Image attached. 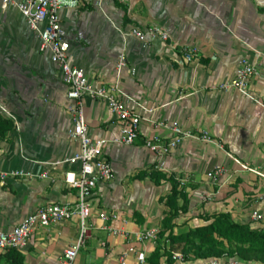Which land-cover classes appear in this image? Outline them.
<instances>
[{"label": "crops", "instance_id": "obj_1", "mask_svg": "<svg viewBox=\"0 0 264 264\" xmlns=\"http://www.w3.org/2000/svg\"><path fill=\"white\" fill-rule=\"evenodd\" d=\"M59 17L75 66L94 87L118 84L130 98L127 107L141 116L132 145L104 148L113 177L93 192L87 234L73 264H210L212 258L177 257L184 243L170 237L220 213L264 231V0H80ZM149 27L165 31L167 40L156 37L143 47L126 34ZM187 47L196 49L191 62L181 52ZM122 53L126 68L117 73ZM242 59L258 69L249 86L219 89L233 79ZM0 103L14 125L0 138V169L49 176L0 184V229L9 230L43 204L76 202L63 176L78 167L53 162L72 156L79 144L68 136L73 115L59 68L40 51L37 34L17 9H3L1 1ZM83 114L92 139L118 136L121 124L104 101L84 97ZM159 121L163 125L156 127ZM174 121L192 133L206 132L212 142L185 139L159 170L143 140L155 133L173 137ZM218 166L224 172L212 182L208 173ZM158 173L163 178L157 182ZM172 183L181 191L178 210L165 205ZM100 212H115L118 219L103 221ZM252 212L260 218L253 220ZM122 225L126 234L107 230ZM149 229L157 230L156 239L136 240ZM78 236L76 216L37 227L22 248L0 250V264H59ZM132 246L144 251V263L129 252Z\"/></svg>", "mask_w": 264, "mask_h": 264}, {"label": "built area", "instance_id": "obj_2", "mask_svg": "<svg viewBox=\"0 0 264 264\" xmlns=\"http://www.w3.org/2000/svg\"><path fill=\"white\" fill-rule=\"evenodd\" d=\"M1 7L7 9L13 7L18 10L28 27L37 34L40 41L39 49L48 52L51 61L59 68L62 81L66 87V97L71 103L67 106L73 115V127L68 132L70 139L79 144V149L72 156L56 160L54 165L77 166L76 170H66L63 176L64 184L76 191V202L72 205L47 203L39 206L33 213L23 218L11 229H0V250L9 248H22L25 246L37 227H48L73 217L78 218L79 236L70 246L66 247L60 257L59 264H73L80 247L87 234V220L90 217L92 204L91 198L97 185L101 182H108L113 177L111 162L104 155V148L108 143L120 146H130L139 137L141 116L127 107L126 100L130 98L119 88L118 84L94 87L88 80L83 69L75 66L70 45L63 38V27L61 26L59 12L63 8H75L80 0H0ZM128 36L134 37L143 47L153 38L167 40L168 34L157 28L146 29L131 28ZM184 60L191 62L196 58V49L187 47L181 50ZM116 72L120 73L126 68L125 54H120L116 63ZM258 74L257 66L246 59H242L237 67L236 74L229 82L219 85V89L227 91L231 88L245 90L253 77ZM90 97L105 102L109 111L120 122L118 136L112 140L103 138L92 139L89 136L88 128L83 114V98ZM156 127H161L162 122H154ZM169 127L173 137L164 138L155 133L143 140L144 146L158 158V169L165 170V158L180 145L185 139L201 140L212 142L206 132L201 134L192 133L180 126L177 121L171 122ZM224 172L221 166L216 167L208 173L212 182H217ZM17 177L27 178H48L43 172L35 174L23 169H0V184L5 185L8 180ZM261 214L252 212L251 218L258 220ZM99 218L103 221L114 222L118 219L115 212H100ZM110 234H126L124 226L107 227ZM157 237L156 229H149L136 236V240L143 242L153 240ZM142 244V243H141ZM129 252L136 255L140 263H144L143 250L130 247ZM125 255L122 256L124 258ZM183 258L182 255L176 254ZM121 258V259H122ZM210 264H245L238 256L223 254L213 258Z\"/></svg>", "mask_w": 264, "mask_h": 264}, {"label": "trees", "instance_id": "obj_3", "mask_svg": "<svg viewBox=\"0 0 264 264\" xmlns=\"http://www.w3.org/2000/svg\"><path fill=\"white\" fill-rule=\"evenodd\" d=\"M115 3L117 2L115 1ZM13 128V122L0 113V138H4ZM154 177L158 182L163 178V175L158 173ZM179 194L181 191L178 189V184L172 183L165 205L178 210L176 198ZM173 216L170 214L163 219V230L169 227ZM170 238L171 240L177 238L184 243L183 259L190 257L213 259L223 254L229 256L236 254L245 264L253 262L264 264V231L253 228L249 224L237 223L231 219L228 213L214 215L208 224Z\"/></svg>", "mask_w": 264, "mask_h": 264}, {"label": "rangeland", "instance_id": "obj_4", "mask_svg": "<svg viewBox=\"0 0 264 264\" xmlns=\"http://www.w3.org/2000/svg\"><path fill=\"white\" fill-rule=\"evenodd\" d=\"M18 11V10H17ZM28 26V25H27ZM38 46H40V41H39V38H38ZM7 113V109L6 107H4L1 103H0V113L3 115L4 113Z\"/></svg>", "mask_w": 264, "mask_h": 264}]
</instances>
